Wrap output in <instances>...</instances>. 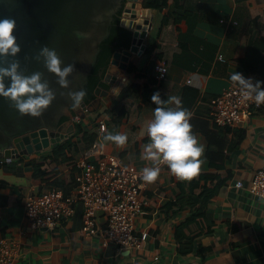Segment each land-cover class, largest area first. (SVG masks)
<instances>
[{"label":"crops","instance_id":"crops-1","mask_svg":"<svg viewBox=\"0 0 264 264\" xmlns=\"http://www.w3.org/2000/svg\"><path fill=\"white\" fill-rule=\"evenodd\" d=\"M177 3L167 0L160 8L161 2L153 5L147 0L145 5L152 8L154 20L145 39L146 50L123 71L127 80L120 92L102 96L99 106L86 111L79 124L82 131L96 134L97 146L106 153L139 168L151 166V161L141 156L149 142L147 125L157 106L151 97L159 91L161 99L168 102L162 106L174 105L171 97L179 98L192 113L193 131L205 145L200 171L193 178L207 172L227 178L207 206V216L213 222L211 232L195 243L193 252L180 253L175 225L188 212L182 209L178 196L180 184L189 180L176 177L166 163L156 181L147 183L143 191L149 204L137 218L136 228L149 235L140 249L104 247L99 235L84 236L81 203L75 204L72 214L55 228H32L25 197L42 194L56 179L63 183L64 192H74L73 162L86 148L80 142L71 161L52 157L51 148L11 161L0 158V236L21 244L16 264H264V199L247 189L254 172L264 166V103L238 127L218 126L210 117V100L234 83L232 73L239 71L254 82L264 81L259 74L244 72L236 59L244 51L247 36H264V0H182V19L163 25L164 16L171 14ZM153 45L155 50L150 49ZM160 62L169 66L162 79L155 68ZM128 87L132 93L127 96ZM103 88L109 89L107 82ZM100 121L106 123L104 131L99 128ZM107 132H125L127 142L120 146L105 141ZM40 160L43 170L54 174L45 181L33 176L34 164ZM237 180L244 187L235 186ZM167 203L172 204L169 210H165ZM203 247L210 249L199 253Z\"/></svg>","mask_w":264,"mask_h":264},{"label":"water","instance_id":"water-1","mask_svg":"<svg viewBox=\"0 0 264 264\" xmlns=\"http://www.w3.org/2000/svg\"><path fill=\"white\" fill-rule=\"evenodd\" d=\"M147 0H0V18L16 19L15 35L21 51L15 56L0 55V66L19 61V71L31 74L43 73L56 96L39 115L21 114L14 102L0 95V158L8 161L30 153L53 148L76 130L73 114L84 117L86 111L99 106L102 96L118 94L127 77L123 71L129 62H137L146 50L145 42L154 20ZM131 31L130 45L116 49L103 77L109 89L99 85L95 98L79 106H73L68 93L85 89L101 50L102 42L111 33L115 18ZM55 48L63 65L73 64V72L67 77V87L58 83V77L50 72L40 55L43 46ZM8 83V78L5 80ZM63 117H67L62 120Z\"/></svg>","mask_w":264,"mask_h":264},{"label":"built area","instance_id":"built-area-1","mask_svg":"<svg viewBox=\"0 0 264 264\" xmlns=\"http://www.w3.org/2000/svg\"><path fill=\"white\" fill-rule=\"evenodd\" d=\"M218 58L223 60V54H219ZM155 68L158 78L166 77L167 63L160 62ZM244 93L238 82H234L210 100V117L216 125L241 126L254 109L262 106L263 103L257 105L254 97L248 98ZM75 116L74 121H82L81 115ZM99 128L104 131L106 123L100 121ZM73 167L76 188L71 194L66 195L61 187L53 184L42 194L25 197L24 205L31 227L53 229L72 214L75 204L81 203L84 236L99 235L104 247L142 248L149 235L148 231L136 228L137 218L149 204L143 197L147 182L141 180L142 168L106 153L96 143L76 159ZM235 186L244 187V183L237 180ZM247 189L264 199V166L254 172ZM20 253L19 242L9 236H0V264H16Z\"/></svg>","mask_w":264,"mask_h":264},{"label":"clouds","instance_id":"clouds-1","mask_svg":"<svg viewBox=\"0 0 264 264\" xmlns=\"http://www.w3.org/2000/svg\"><path fill=\"white\" fill-rule=\"evenodd\" d=\"M17 21L11 17L0 18V55L15 56L21 51L17 42L15 29ZM46 68L57 75L58 83L62 87L68 86L70 73L74 65H63L62 59L55 48L47 45L40 49ZM19 61H13L9 66H0V95L14 102L15 108L25 115L39 116L55 99L56 93L44 80L43 73L35 71L23 74L19 70ZM8 78V83L5 80ZM230 79L238 82L245 96L253 98L257 105L264 103V81H253L252 77H245L236 71ZM73 106H79L86 92L84 89L70 91ZM152 101L157 105L153 112V119L147 125L149 142L143 146L142 158L151 161V166L142 168L141 180L152 183L156 181L161 171V165L167 164L172 174L181 180H190L196 176L201 168L205 145L193 131L190 122L192 113L181 105L177 97H171L172 106L161 99L159 91L153 93ZM105 141L123 146L128 139L125 132H107Z\"/></svg>","mask_w":264,"mask_h":264},{"label":"trees","instance_id":"trees-1","mask_svg":"<svg viewBox=\"0 0 264 264\" xmlns=\"http://www.w3.org/2000/svg\"><path fill=\"white\" fill-rule=\"evenodd\" d=\"M161 2L166 4L167 0H151L153 5ZM176 9L171 14L164 16L162 24L166 25L170 21L178 22L184 16L182 0H178ZM249 32L250 28H249ZM247 31L246 35L249 33ZM131 31L119 24V18L116 17L112 26L111 33L107 39L101 44V50L97 58V62L91 71L88 84L85 86L86 95L83 100L90 103L95 98V89L97 86H106L103 77L110 65L112 54L116 49L127 47L131 41ZM246 45L244 51L237 56V63L242 67L244 72L259 74L264 78V36L250 38L246 37ZM155 50L156 46L150 47ZM149 49V50H150ZM134 69L130 67V71ZM131 88L126 89L125 95H131ZM213 98V97H212ZM211 98V99H212ZM123 111H121V114ZM67 117H63L65 120ZM222 127V126H221ZM227 127V126H226ZM83 128L79 123L76 124V132L60 142L56 143L51 148L52 157H60L63 161L73 160L72 152H77L78 144L84 142L86 148H89L96 141V134L82 131ZM80 133L82 136L80 137ZM70 154V155H69ZM209 157L212 160V153L209 152ZM44 160V159H43ZM40 160L34 164L33 176L35 179L45 181L53 177L52 172H45L42 168V161ZM75 181V179H74ZM227 178L222 177L219 173H200L198 178L190 179L189 181L180 184L181 193L178 200L184 204L182 209H187V216L175 225L174 237L179 244V250L182 254L193 252L195 243L203 236L209 234L212 230L213 222L207 216V206L209 201L216 196L226 183ZM55 185L63 188L62 182L55 180ZM63 186V187H62ZM76 186V181H75ZM68 195L69 193H66ZM172 207L171 203H167L165 210ZM210 248L203 247L200 252L207 251ZM190 264V263H184Z\"/></svg>","mask_w":264,"mask_h":264},{"label":"rangeland","instance_id":"rangeland-1","mask_svg":"<svg viewBox=\"0 0 264 264\" xmlns=\"http://www.w3.org/2000/svg\"><path fill=\"white\" fill-rule=\"evenodd\" d=\"M75 115L77 116L78 114H73V116H75ZM86 115H87V113H86ZM76 116H75V117H76ZM75 119H76V118H75ZM73 121H74V120H73ZM80 122H81V121H79V122L74 121L75 124L80 123ZM75 132H76V130H75ZM75 132H74V133H75ZM74 133H73V134H74ZM95 143H96V142H94L93 144H95ZM93 144H92L90 147H92ZM90 147H89V148H90ZM89 148H87V149H89ZM87 149H85V150H87ZM75 161H76V160H75ZM75 161H74V162H75ZM74 162H73V163H74Z\"/></svg>","mask_w":264,"mask_h":264}]
</instances>
